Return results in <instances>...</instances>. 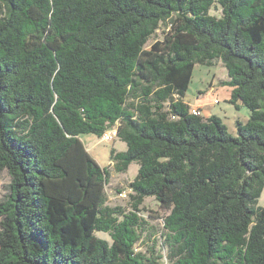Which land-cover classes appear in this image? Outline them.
<instances>
[{
  "label": "trees",
  "instance_id": "1",
  "mask_svg": "<svg viewBox=\"0 0 264 264\" xmlns=\"http://www.w3.org/2000/svg\"><path fill=\"white\" fill-rule=\"evenodd\" d=\"M218 59L250 110L236 134L185 101ZM113 127L131 209L82 139ZM4 170L0 264H160L137 251L146 197L169 210L168 264H264V0H0Z\"/></svg>",
  "mask_w": 264,
  "mask_h": 264
},
{
  "label": "rangeland",
  "instance_id": "2",
  "mask_svg": "<svg viewBox=\"0 0 264 264\" xmlns=\"http://www.w3.org/2000/svg\"><path fill=\"white\" fill-rule=\"evenodd\" d=\"M210 12L217 16L222 13L221 8L217 5L212 7ZM162 33L163 31L159 30L148 43V47L155 39L162 38ZM228 78V71L219 59L210 66L198 64L194 69L192 82L185 97L191 103H194L198 97L209 100L212 92L211 84L214 81L219 91L212 94L214 95L212 99L214 97L218 99V102L214 104L213 112L222 117L232 133L236 129L234 117L239 116L241 121H245L249 118L250 110L245 105L237 109L234 104L226 100L225 91L228 88L223 87L222 82ZM82 139L100 165L108 168V183L105 187L106 204L131 209L134 198L130 183L136 177L139 165L134 162L126 171H119L111 154L113 149L125 151L126 143L118 137L113 141H103L101 137L93 134L83 135ZM10 182V174L6 170L0 172V198H4L9 193ZM122 192H126L127 196L120 197ZM259 204L264 206V191L259 198ZM140 208L143 223L138 230L140 238L137 243V251H141L147 256H162L160 264H168L171 248L167 240L168 231L165 228L164 219L169 214V210L161 206L154 197H146ZM97 236L109 239L107 233L97 232Z\"/></svg>",
  "mask_w": 264,
  "mask_h": 264
},
{
  "label": "crops",
  "instance_id": "3",
  "mask_svg": "<svg viewBox=\"0 0 264 264\" xmlns=\"http://www.w3.org/2000/svg\"><path fill=\"white\" fill-rule=\"evenodd\" d=\"M227 80V79H226ZM223 85V87H227L228 88V90L227 91H225V98H226V100H230V97H231V87H229V86H227V85H224V84H222ZM211 93H210V98H209V100H206V99H203V98H201V97H198L197 99H196V101L194 102V103H191L190 101H187L186 100V97H185V101L191 106V107H197V108H200L201 109V111H202V114H203V116L205 117V118H208L209 116H211V115H213V114H215V115H217L216 113H214L213 112V109H214V104L216 103V102H218V99L216 98V97H214L213 99H212V97L214 96V95H212V94H216L219 90H218V88L216 87V84L214 83V81L212 82V84H211ZM213 91H216V92H213ZM237 104H238V108L237 109H239L243 104H242V102L241 101H238L237 102ZM219 116V115H218ZM219 117H221V116H219ZM222 118V117H221ZM237 120H241L240 119V117L239 116H236V117H234V123H235V125H236V121ZM248 120V118L247 119H245V121H243V122H246ZM236 127V126H235ZM233 134H236V129H235V131H233L232 132Z\"/></svg>",
  "mask_w": 264,
  "mask_h": 264
},
{
  "label": "built area",
  "instance_id": "4",
  "mask_svg": "<svg viewBox=\"0 0 264 264\" xmlns=\"http://www.w3.org/2000/svg\"><path fill=\"white\" fill-rule=\"evenodd\" d=\"M191 112L195 115H203L202 114V111L200 108H197V107H191ZM117 138V128L116 127H113V128H110L108 129L105 134L101 137V139L103 141H113ZM127 196V193L126 192H122L120 193V197H126Z\"/></svg>",
  "mask_w": 264,
  "mask_h": 264
}]
</instances>
